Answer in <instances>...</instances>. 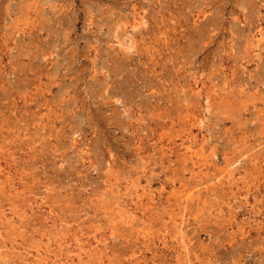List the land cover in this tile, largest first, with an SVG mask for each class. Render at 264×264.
Returning a JSON list of instances; mask_svg holds the SVG:
<instances>
[{
	"label": "rangeland",
	"instance_id": "rangeland-1",
	"mask_svg": "<svg viewBox=\"0 0 264 264\" xmlns=\"http://www.w3.org/2000/svg\"><path fill=\"white\" fill-rule=\"evenodd\" d=\"M0 253L264 264V0H0Z\"/></svg>",
	"mask_w": 264,
	"mask_h": 264
},
{
	"label": "bare ground",
	"instance_id": "bare-ground-1",
	"mask_svg": "<svg viewBox=\"0 0 264 264\" xmlns=\"http://www.w3.org/2000/svg\"><path fill=\"white\" fill-rule=\"evenodd\" d=\"M4 149H5V148H4ZM2 156H3V155H2ZM1 159H2V158H1ZM1 166H2V165H1ZM1 173H2V172H1ZM6 176H7V175H6ZM5 179H7V178H5ZM2 180H4V179H2ZM8 182H9V181H8ZM16 185H17V183H16ZM4 190H6V189H4ZM16 190H17V189H16ZM13 192H14V191H13ZM7 193H8V192H7ZM16 196H17V195H16ZM4 197H5V196H4ZM7 200H8V199H7ZM9 201H10V200H9ZM9 201H8V202H9ZM16 202H17V201H16ZM6 203H7V202H6ZM11 203H12V202H11ZM3 205H4V204H3ZM16 205H17V204H16ZM7 207H8V206H7ZM11 209H12V208H11ZM52 209H53V208H52ZM17 210H18V209H17ZM17 210H16V211H17ZM9 211H10V210H9ZM2 212H3V211H2ZM12 213H14V212H12ZM1 214H2V213H1ZM17 214H18V213H17ZM17 214H16V215H17ZM122 214H123V213H122ZM14 215H15V213H14ZM9 219H10V218H9ZM7 221H8V220H7ZM8 222H9V221H8ZM12 223H13V222H12ZM143 229H144V228H143ZM132 230H133V229H132ZM136 233H137V232H136ZM98 253H99V252H98ZM133 253H134V252H133ZM0 254H1V253H0ZM3 254H4V253H3ZM103 254H104V253H103ZM1 256H2V255H1ZM108 257H109V256H108ZM5 258H6V257H5ZM98 258H99V257H98ZM98 258H97V259H98Z\"/></svg>",
	"mask_w": 264,
	"mask_h": 264
}]
</instances>
